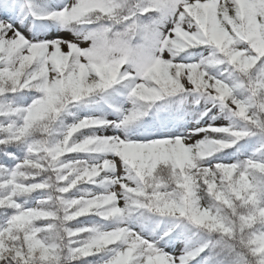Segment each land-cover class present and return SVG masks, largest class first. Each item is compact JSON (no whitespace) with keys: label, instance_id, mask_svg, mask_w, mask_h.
<instances>
[{"label":"snow or ice","instance_id":"1","mask_svg":"<svg viewBox=\"0 0 264 264\" xmlns=\"http://www.w3.org/2000/svg\"><path fill=\"white\" fill-rule=\"evenodd\" d=\"M0 264H264V0H0Z\"/></svg>","mask_w":264,"mask_h":264},{"label":"rangeland","instance_id":"2","mask_svg":"<svg viewBox=\"0 0 264 264\" xmlns=\"http://www.w3.org/2000/svg\"><path fill=\"white\" fill-rule=\"evenodd\" d=\"M25 35H27V33H25ZM54 35H60V36H63L65 39H73V37H71V35L70 34H68V33H63V32H61V33H54ZM227 122L226 121H217V124L219 125V124H226ZM122 203V202H121ZM182 247V245H177V247H176V251L177 252H179V250H180V248ZM169 251H171V249H169Z\"/></svg>","mask_w":264,"mask_h":264}]
</instances>
